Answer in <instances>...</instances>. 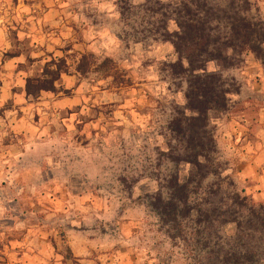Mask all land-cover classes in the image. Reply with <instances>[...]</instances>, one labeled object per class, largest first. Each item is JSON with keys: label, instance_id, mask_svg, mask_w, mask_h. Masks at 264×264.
<instances>
[{"label": "clouds", "instance_id": "9594fccd", "mask_svg": "<svg viewBox=\"0 0 264 264\" xmlns=\"http://www.w3.org/2000/svg\"><path fill=\"white\" fill-rule=\"evenodd\" d=\"M246 2L236 14L264 27V0ZM141 3L0 0V264H206L154 207L170 199L165 168L179 183L193 164L169 125L200 112L176 100L187 80L142 66ZM214 59L195 74L214 77L195 160L264 203V57Z\"/></svg>", "mask_w": 264, "mask_h": 264}, {"label": "trees", "instance_id": "16d2710c", "mask_svg": "<svg viewBox=\"0 0 264 264\" xmlns=\"http://www.w3.org/2000/svg\"><path fill=\"white\" fill-rule=\"evenodd\" d=\"M238 7H247L246 0L243 5L238 0L184 1L177 4L173 13L175 31L170 32V20L166 14L162 15L156 28L165 41L172 43L178 57L172 65L173 76L188 81L186 107L193 112L199 111L200 116L187 118L183 115L171 123L174 135L181 142L187 141L194 150L191 156L193 164L189 175L181 182L178 183L177 173L171 177L167 182L170 199L165 204L159 194L155 207L161 208L166 221L173 222L194 239L195 247L198 253L203 254L206 264H260L263 253L255 231L263 230L264 219L253 209L242 214L240 195L232 193L229 196L232 199L228 201L222 185L209 182L217 174V167L212 166L211 161L208 165H200L195 160L196 150L205 147L204 127L208 120L207 108L211 107V104L201 102L199 97L203 95L210 99L214 90L213 76L195 74L215 72L209 69L211 64L217 68L214 57L228 49L254 52L264 57V48L260 47L264 44V27L242 20L236 14ZM60 63L62 66L65 62L61 60ZM178 159L175 156V160ZM226 224L234 225L238 245L224 257L215 241Z\"/></svg>", "mask_w": 264, "mask_h": 264}, {"label": "rangeland", "instance_id": "374dc122", "mask_svg": "<svg viewBox=\"0 0 264 264\" xmlns=\"http://www.w3.org/2000/svg\"><path fill=\"white\" fill-rule=\"evenodd\" d=\"M147 0H142V3L134 10L133 15L138 18V23L142 26L141 31L145 34V37L148 39V43L145 47L141 48L137 55L141 57L146 56L147 60H142V66L150 68L154 72L159 71H167L168 75L174 77L178 80H182L181 78L173 76L172 72V65L178 61V57L175 53L174 47L170 41H165L164 38L161 36V31H158L156 28L159 25V22L162 18L163 14H166L169 18V30L173 32L176 30V24L174 19V10L176 9L177 4L182 3L184 1L190 0H159L161 3L158 4V0H152V2L147 3ZM258 62V61H254ZM241 68H244L243 63H241ZM210 71H215L216 66L211 64L209 66ZM246 70V69H245ZM130 83V82H129ZM176 88L179 89V83L176 84ZM161 94H172V88L170 85H165L163 89H158ZM176 100L177 101H185V91L179 90L176 93ZM187 101V100H186ZM187 103L185 104L186 107ZM177 111L180 113L179 118L183 116V109L179 108ZM38 119V117H37ZM170 130L171 124L169 125ZM174 134V133H173ZM175 136V135H174ZM176 137V136H175ZM174 162L175 156L170 157ZM191 169V165L189 166ZM226 171L227 169L224 168ZM165 171L169 175V179L176 173L174 169L171 167H166ZM190 173V172H189ZM189 175V174H188ZM187 175V176H188ZM184 176L183 178H186ZM166 185L162 187H167ZM209 182H215V184H221L223 188V192L225 194L226 200L231 201L232 197H229L231 192L227 191L224 185L227 187L232 188L235 187V181L232 176H221L220 171L217 168V174L210 179ZM162 195L163 193H157L156 198L158 195ZM169 195V189H168ZM241 196V200L243 204L240 205L242 214L248 213L251 209L255 210L258 215L261 216V219H264V203H259L258 198L254 194H249L247 190ZM155 207V205H154ZM235 227L233 224H226L222 227L221 232L219 233V237L215 241L218 247L221 249L223 256H228L230 254V250L237 247V242H235ZM261 230V229H258ZM256 230L255 233H258L256 238L260 240V244L262 246V258L259 260L260 264L264 261V228L262 231ZM254 231V230H253Z\"/></svg>", "mask_w": 264, "mask_h": 264}]
</instances>
